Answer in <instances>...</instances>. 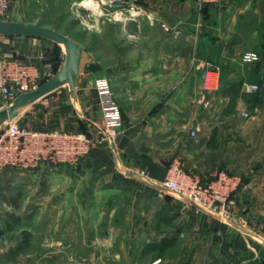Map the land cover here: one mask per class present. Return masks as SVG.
Instances as JSON below:
<instances>
[{
  "label": "crops",
  "instance_id": "crops-1",
  "mask_svg": "<svg viewBox=\"0 0 264 264\" xmlns=\"http://www.w3.org/2000/svg\"><path fill=\"white\" fill-rule=\"evenodd\" d=\"M111 1L105 76L125 133L78 165L0 171V264H264V58L242 48L264 41V0ZM29 3L18 0L13 20L24 22ZM1 42L21 55L37 45L61 58L45 40ZM93 52L86 50L81 64L77 104L64 86L16 120L69 132L93 124L100 136L105 122ZM246 53L258 60L244 62ZM206 63L220 68V86L203 106L195 91ZM244 83L260 90L245 94ZM179 89L187 94L179 98ZM174 160L204 181L219 170L242 177L233 217L183 210L162 185ZM179 248L186 259L159 254Z\"/></svg>",
  "mask_w": 264,
  "mask_h": 264
},
{
  "label": "built area",
  "instance_id": "built-area-1",
  "mask_svg": "<svg viewBox=\"0 0 264 264\" xmlns=\"http://www.w3.org/2000/svg\"><path fill=\"white\" fill-rule=\"evenodd\" d=\"M111 2L109 0L105 4ZM12 6L13 0H0V19L9 15ZM122 16L123 13L120 12V18ZM2 39L9 40L10 37H0V95L7 107L19 94L37 89L57 69L49 50L35 45L33 53L30 51L21 55L4 47L6 43L1 42ZM256 60L258 56L255 53H246L243 56V61L247 63ZM201 77L206 93L213 94L218 91V66L206 63ZM95 85L105 122L100 136L94 137L83 130L69 132L50 128L32 129L21 125L16 119L8 121L0 128V171L6 168L35 169L44 163L55 166L78 165L103 143H116L118 137L125 133V128L120 107L112 92L111 81L107 77H99ZM242 90L245 94H253L260 87L255 83H244ZM191 135L196 137L197 134L192 132ZM162 185L167 192L181 201L183 210L196 213L207 211L227 220L233 217L236 194L243 187V179L221 170L204 181L199 175L187 171L176 160L169 166Z\"/></svg>",
  "mask_w": 264,
  "mask_h": 264
},
{
  "label": "rangeland",
  "instance_id": "rangeland-1",
  "mask_svg": "<svg viewBox=\"0 0 264 264\" xmlns=\"http://www.w3.org/2000/svg\"><path fill=\"white\" fill-rule=\"evenodd\" d=\"M80 1L82 0H30V3L28 5L27 4L25 5L28 11L24 12V16H23L24 22L25 23L26 22L27 23L40 22L42 24L43 23L47 24L48 26H50V28H53L60 32H65V34H67L71 38H74L77 41H79L80 44H82L87 51L90 52V50H94L93 54L95 55V59H94L93 66L99 71L100 77H106L105 76V70H106V59H105V48H106L105 7H106V4L105 3L107 0H97V2L100 5V8L98 9L82 8L81 6L78 5ZM17 2L18 0H13V6L11 8V11L9 15L3 20H13L15 4ZM118 17H120V15ZM109 32L110 34L112 33L111 30ZM258 32H259V35L263 34L264 26L263 27L260 26L258 28ZM163 45L164 47H168L169 43L163 42ZM242 48L243 49L250 48L252 50L255 49L259 53L260 51H262L263 58H264V41L262 38H259V40L256 42H254L253 40L249 42L247 41L246 43H243ZM96 49L98 50V52H95ZM53 54H54L53 52L50 53L52 60L55 61ZM65 91L67 93V89H65ZM195 93H196L195 97L197 99L196 104L200 103L201 105L204 106L205 103L202 99L208 93H206L203 90L202 84H201L200 89H198V91L196 90ZM185 94H187V91H182L181 89H179V98L182 95L184 96ZM56 99H57L56 103L58 104L63 102V97L61 96L60 97L56 96ZM246 102L247 104L251 103L250 100H247ZM2 108H5V100L0 95V109ZM178 108H179V113L184 114L183 110L185 106L183 107L179 105ZM250 112H251L250 105H247L245 108L243 107V110H242L243 119L247 118L246 116H248ZM123 123H124V119H123ZM92 127H93V124H92ZM92 127H89V128L83 127L82 129L85 132H90L93 136L95 135L99 136L100 134V132L98 131L99 129L96 131ZM236 136H239L238 140H240V142H243V137L241 134L236 135ZM105 143H108V142H105ZM170 163L172 164L173 162H170ZM181 251L182 250H180V248L172 249V250L165 249V250L160 251L159 254L160 256H162V258L163 257L171 258V257H176L177 255V256H181L183 259H186L188 256V253L184 251L181 252Z\"/></svg>",
  "mask_w": 264,
  "mask_h": 264
},
{
  "label": "water",
  "instance_id": "water-1",
  "mask_svg": "<svg viewBox=\"0 0 264 264\" xmlns=\"http://www.w3.org/2000/svg\"><path fill=\"white\" fill-rule=\"evenodd\" d=\"M0 37L45 40L57 45L61 53V66L50 79L44 81L37 89L19 94L9 106L0 109V128L4 123L18 118L31 106L52 96L64 86L69 87L73 102L78 103L76 83L86 55V50L79 42L48 26L3 19H0Z\"/></svg>",
  "mask_w": 264,
  "mask_h": 264
},
{
  "label": "bare ground",
  "instance_id": "bare-ground-1",
  "mask_svg": "<svg viewBox=\"0 0 264 264\" xmlns=\"http://www.w3.org/2000/svg\"><path fill=\"white\" fill-rule=\"evenodd\" d=\"M79 6L85 9H98L99 4L96 0H82L78 3Z\"/></svg>",
  "mask_w": 264,
  "mask_h": 264
},
{
  "label": "trees",
  "instance_id": "trees-1",
  "mask_svg": "<svg viewBox=\"0 0 264 264\" xmlns=\"http://www.w3.org/2000/svg\"><path fill=\"white\" fill-rule=\"evenodd\" d=\"M54 46H55L56 49L59 50L57 45L54 44ZM53 55H54V60H55V63H56V69L58 70V68L61 66V58L59 57L58 53H54Z\"/></svg>",
  "mask_w": 264,
  "mask_h": 264
}]
</instances>
